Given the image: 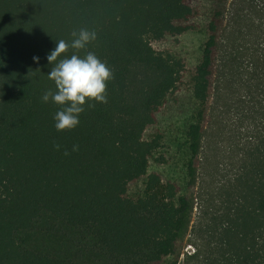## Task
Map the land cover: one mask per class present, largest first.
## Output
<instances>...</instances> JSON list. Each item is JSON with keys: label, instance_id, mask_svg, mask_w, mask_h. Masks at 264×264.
<instances>
[{"label": "trees", "instance_id": "16d2710c", "mask_svg": "<svg viewBox=\"0 0 264 264\" xmlns=\"http://www.w3.org/2000/svg\"><path fill=\"white\" fill-rule=\"evenodd\" d=\"M244 11L230 18L228 0H0V264H177L182 254L184 264H264V123L236 170L200 175L217 81L239 84L264 117V0ZM80 29L96 39L79 55L112 72L107 102H86L79 125L58 132L59 105L41 99L55 90L47 55ZM196 31L194 64L155 46ZM167 136L186 148L181 164L155 156Z\"/></svg>", "mask_w": 264, "mask_h": 264}, {"label": "rangeland", "instance_id": "374dc122", "mask_svg": "<svg viewBox=\"0 0 264 264\" xmlns=\"http://www.w3.org/2000/svg\"><path fill=\"white\" fill-rule=\"evenodd\" d=\"M248 0H228L230 18L232 13H246ZM239 19L234 28L244 27L246 21ZM233 26V23H232ZM233 32V31H231ZM237 37H243L237 32ZM248 39V37H246ZM204 40V32H189L175 38H167L165 41L156 43L158 49L171 50L185 58L189 64H194L199 57L200 48ZM244 41V40H243ZM216 91L207 118V127L202 149L201 178L213 180L224 174L236 170L244 149L260 134L264 123L262 109L251 115L248 98H245L243 89L233 81L232 87L223 88L219 81L216 83ZM264 105V102L262 103ZM165 155L174 165L181 164L188 157L186 148L174 137L167 136L155 156ZM198 208L194 209V217ZM191 245L187 244L185 252L192 251ZM185 254H182L177 264H184Z\"/></svg>", "mask_w": 264, "mask_h": 264}, {"label": "clouds", "instance_id": "9594fccd", "mask_svg": "<svg viewBox=\"0 0 264 264\" xmlns=\"http://www.w3.org/2000/svg\"><path fill=\"white\" fill-rule=\"evenodd\" d=\"M70 42L63 39L56 40V46L47 55L51 70L47 78L54 82L55 90H47L41 99L47 103L59 105V109L53 116L54 127L58 132L76 128L80 123V115L85 111L86 102L95 101L106 103V82L111 79L112 72L94 52L79 55V51L96 39V33L87 29H80L71 33ZM71 48L76 51L70 56L62 57V54ZM39 62L40 57H33ZM89 103V107H92ZM59 151L61 146L55 145ZM73 151L78 150V145L73 146ZM65 155L69 153L64 152Z\"/></svg>", "mask_w": 264, "mask_h": 264}]
</instances>
